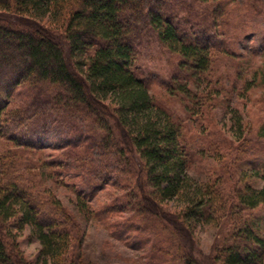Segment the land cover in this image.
<instances>
[{"label": "trees", "instance_id": "obj_1", "mask_svg": "<svg viewBox=\"0 0 264 264\" xmlns=\"http://www.w3.org/2000/svg\"><path fill=\"white\" fill-rule=\"evenodd\" d=\"M165 1L0 0V264H83L77 218L46 188L49 176L31 171L40 168L31 159L42 155L35 137L47 133V116L38 108H9L24 87L34 88L49 109L85 124L96 146L67 149L60 161L65 166L58 159L50 164L78 171L73 203L83 218L110 210L129 213L121 227L144 242L140 264H264V183L255 188L248 182H264V169L249 168L250 175L229 189L220 188L221 182H193L186 174L193 155L181 123L150 95V80L138 71L142 33H152L162 49L178 57L177 72L196 78L211 66L213 44L195 40L197 28L184 18L193 12ZM210 1L215 5L209 6L208 20L221 26L222 48L235 26L224 21L218 0H194ZM180 24L190 33L183 27L182 35ZM256 72L264 87V69ZM181 77L173 76L166 90L179 86ZM206 83L214 93L223 91ZM178 91L190 95L186 86ZM109 96L117 99L107 104ZM60 122L50 127L75 131ZM85 134L75 139V148ZM258 152L255 161L264 168V149ZM108 183L125 192L105 208H91L95 193ZM175 200L184 205L164 209ZM200 221L221 232L206 257L196 252L188 228ZM25 228L39 244L34 261L18 251L16 236Z\"/></svg>", "mask_w": 264, "mask_h": 264}, {"label": "rangeland", "instance_id": "obj_2", "mask_svg": "<svg viewBox=\"0 0 264 264\" xmlns=\"http://www.w3.org/2000/svg\"><path fill=\"white\" fill-rule=\"evenodd\" d=\"M165 2H169L170 7L181 6L191 10L190 13L193 12L194 16L184 18L194 23L192 28H197L193 31L195 40L204 44H213H211L213 47L210 52L211 66L206 74L197 75L196 78H191L181 71L177 72L178 57L162 49L156 43L152 33H142L136 64L138 71L142 77L150 80V95L165 106L181 123L185 144L193 155L191 168L186 170L189 178L196 183L221 182L220 188H233L244 175H250L249 168L264 169L262 164L255 161L258 151L264 149L262 131L264 87L256 72L258 68L264 69V0H218V4H224L222 7L224 21L235 26L233 39L230 42L229 39L224 40L222 48L218 43L220 37L225 38L220 34L221 26L213 27L212 21L208 20V15L215 3L210 1L202 4L194 0H166ZM180 16L183 17L182 14ZM197 19L198 23L193 22ZM26 22L31 21L24 19L23 23ZM183 27L180 24L179 32L182 35L189 34L191 30L184 27L185 33L182 30ZM224 28L226 30L227 25ZM174 72L176 74H173ZM173 76L177 78L182 76L180 78L182 81L179 82V86L168 92L165 85H171ZM208 81L211 86L223 87V91L219 94L218 91L214 93L207 89ZM245 82L250 85L247 90ZM184 86L190 95H184L178 91ZM12 98L10 109L21 106L23 109L27 108V112H31L33 108H38L37 110L44 112L42 116H47L45 119L47 133L35 137L36 144L43 150L42 155L34 156L32 159L29 157L31 164L35 162L40 168H32L31 171H44V174L49 176L46 180V188L69 213L77 218L81 232V235L79 233L77 237L82 242L79 262L83 264H140L143 262L141 260L146 251V248H142L145 246L144 242H141L140 238H135L136 232L122 228L125 227L123 219L129 213L110 210L96 218L93 216L89 219L83 218L73 203L72 184L73 181L79 182L74 176L78 171L71 166L54 167L50 164L56 159L59 162L62 161V154L68 150L83 147L92 150L96 146L91 136L85 134V124L77 120L73 123L74 119L69 114L66 116L60 111L49 109L47 101L41 100V95H38L34 88L30 90L26 87L20 88ZM116 99L117 97L109 96L106 102L109 104ZM55 120L62 121L69 127L73 126L75 131H71V128L59 131L50 127ZM83 134L85 136L82 145L75 148L72 144H76L75 139ZM66 144L71 145L65 148L64 146H68ZM25 157L28 158V156ZM24 163L25 166L31 165L26 161ZM60 165L65 166V163L60 162ZM114 177L115 175L111 174V178ZM248 182L255 188L261 187L264 183L258 178L249 179ZM66 184L69 185L66 186ZM124 192L108 183L95 193L89 205L94 209L105 208ZM183 205L181 200H175L164 209L174 212L172 208ZM261 211L263 213V210ZM116 223L118 224L115 225ZM188 228L195 241L196 252L201 257L209 256L219 239L217 235L221 232H218L213 223L202 221L190 222ZM16 242L19 253L27 261H34L39 244L35 238L31 237L28 228L17 234Z\"/></svg>", "mask_w": 264, "mask_h": 264}]
</instances>
